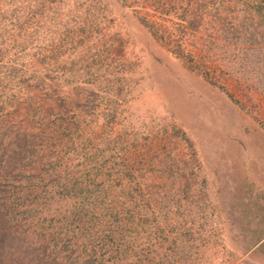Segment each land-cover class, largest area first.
Masks as SVG:
<instances>
[{
    "label": "rangeland",
    "instance_id": "rangeland-1",
    "mask_svg": "<svg viewBox=\"0 0 264 264\" xmlns=\"http://www.w3.org/2000/svg\"><path fill=\"white\" fill-rule=\"evenodd\" d=\"M185 3L0 0L7 60L16 44L47 37L49 45L8 62L16 73L2 85L15 107L7 119L22 118L21 97L44 102L38 81L71 97L70 107L96 94L118 110L113 127L85 130L84 144L101 151L99 170L127 161L152 205L161 201L158 219L191 230L196 241L186 247L206 264H264V49L245 56L247 46L214 24L213 11L199 29H185L174 10ZM177 203L182 210L168 212Z\"/></svg>",
    "mask_w": 264,
    "mask_h": 264
},
{
    "label": "trees",
    "instance_id": "trees-1",
    "mask_svg": "<svg viewBox=\"0 0 264 264\" xmlns=\"http://www.w3.org/2000/svg\"><path fill=\"white\" fill-rule=\"evenodd\" d=\"M184 1L174 10L185 29H199L213 11L214 24L247 46L245 56L264 49V0ZM239 14L243 18L238 21ZM9 33L7 28L0 31V73L5 76H0V264H206L204 254L200 258L186 247L190 239L196 241L191 230L181 231L180 223L169 217L158 219L161 201L152 205L140 187L142 175L127 161L116 171L99 170L101 151L90 149L84 138L92 126L110 128L116 120L118 110L107 101L93 93L70 107L71 97L56 96L38 81L44 102L21 97L16 103L22 118L7 119L15 107L12 91L2 85L16 73L8 62L23 59L25 52L39 57L49 46L47 37L36 34L38 40L42 37L38 45L16 44V58L7 60ZM113 179L118 185L112 189ZM111 189L114 199L109 198ZM101 198L104 202H97ZM178 203L168 212L181 211ZM164 225L169 231H163Z\"/></svg>",
    "mask_w": 264,
    "mask_h": 264
}]
</instances>
